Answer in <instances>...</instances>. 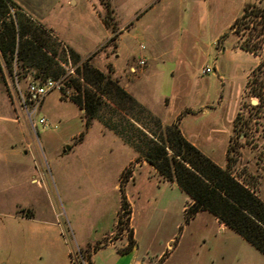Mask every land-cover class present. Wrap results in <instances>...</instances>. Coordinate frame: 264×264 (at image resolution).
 Instances as JSON below:
<instances>
[{
	"label": "rangeland",
	"instance_id": "obj_1",
	"mask_svg": "<svg viewBox=\"0 0 264 264\" xmlns=\"http://www.w3.org/2000/svg\"><path fill=\"white\" fill-rule=\"evenodd\" d=\"M93 1L76 0L70 6L67 0H22L30 12L66 20L80 62L108 73L162 125L177 122L184 138L215 165L226 167L230 146L233 178L264 200V34L259 35V19H245L229 31L231 16L244 7L239 0H160L145 12L140 3L116 0V18L131 22L122 35L123 54L116 51L118 33L111 32L113 11L100 0L112 12L113 22L105 27L113 40L90 52L106 37L88 9ZM248 3L264 7V0ZM146 22L159 40L153 45L142 32ZM140 56L146 58L143 67L136 65ZM57 62L66 61L59 57ZM205 66L212 72L201 74ZM24 76L15 63L10 73L0 60V156L14 155L23 164L19 170L41 175L45 187L7 190L15 174L0 163V213L21 202L37 226L30 257H17L12 245L7 259L0 247V264H264L262 255L208 212L186 221L191 201L175 183L160 179L96 121L86 128L82 111L58 92L42 98L37 116L47 127L33 130L11 99L14 82L25 90ZM69 77L62 75L61 83ZM124 171L129 177L120 182ZM122 202L128 219L117 213ZM130 228L134 249L119 255Z\"/></svg>",
	"mask_w": 264,
	"mask_h": 264
},
{
	"label": "trees",
	"instance_id": "obj_2",
	"mask_svg": "<svg viewBox=\"0 0 264 264\" xmlns=\"http://www.w3.org/2000/svg\"><path fill=\"white\" fill-rule=\"evenodd\" d=\"M104 5L103 23L109 26V21L113 22L109 17L112 12ZM248 18L259 19V35H263L264 7L256 9L250 3L242 8L240 16L229 26V31H235V26L244 24ZM111 32H114L112 28ZM51 35L49 29L34 21L12 0H0V60L10 73L15 63L24 75L29 70L34 73L33 78L56 80L65 74L57 62L59 57L63 61L68 59L72 66L77 65L74 76L65 79L62 84L64 90L72 91L69 102L82 111L85 127L96 121L137 153L160 179L174 182L191 201L185 212L186 221L199 212H208L218 224L232 230L264 257V200L254 196L252 191L233 178L229 170L230 146L226 149V167L215 165L184 138L177 122L162 125L159 117L122 90L108 73L89 66L85 60L80 62L78 53ZM112 40L113 36L109 38V41ZM238 48L250 52L244 45ZM250 91L254 97H260L254 88ZM238 120V117L233 119L235 127ZM126 173H121L120 182L127 180L129 176ZM126 205L122 202L120 213H117L128 219ZM131 230H127V246L118 250L120 255L134 248Z\"/></svg>",
	"mask_w": 264,
	"mask_h": 264
},
{
	"label": "crops",
	"instance_id": "obj_3",
	"mask_svg": "<svg viewBox=\"0 0 264 264\" xmlns=\"http://www.w3.org/2000/svg\"><path fill=\"white\" fill-rule=\"evenodd\" d=\"M105 1L109 5L110 9L113 11V15L115 18V21L113 22V24L115 26L114 31L118 33V39L116 41L117 42L116 43V51H117V53H123L124 52L122 50L123 46L121 44L122 35H123V32H127V29L131 25V22H129L130 20L121 22L118 18H116V16H115L116 15L115 9H117V7H116L117 1L116 0H105ZM158 1H160V0H129L128 4L133 5L135 3H140L138 7L140 8V10H143V12H145L146 10H149L150 8L154 7ZM239 1L243 2L244 6H245L248 2H250L252 0H244V1L239 0ZM12 2L14 4H16L23 12L28 14L32 19H34V21L43 25L45 28L49 29V31L55 37H57L59 39V41H61L65 45H67L68 48L72 49L75 52L77 51L76 50L77 48L72 44V37H69L67 35L68 26H67L66 20L62 21L60 19L50 18L48 15L45 16V15L40 14V13L30 12V9L27 8V6L25 5V3L22 2V0H12ZM66 3L70 6H72L77 2H76V0H67ZM138 7H135V8H138ZM60 8H62V6H60ZM127 8H129V6ZM88 9H89L91 14H94V16L100 20V26L102 29H104L105 34H106V37L103 39V41L101 43H99L98 45H96L94 47V49H91V51H90V52H95L99 48V46H101V44H103L104 42L109 40L110 31L105 27V24L103 23L104 22L103 16L105 13L104 4L101 3L100 0H94L91 3H88ZM241 11H242V9H241ZM240 14L239 15L235 14V15L231 16V18L229 20V24L227 25L228 28L233 23V21L240 16ZM137 18H139V17H137ZM143 24L144 25H143L142 32H143V34H145L146 37H148L149 44L153 45V44L157 43L159 40L157 39V37H155L154 31L152 30V28H153L152 25L148 24V22L143 23ZM224 34H226V33H223L222 35H224ZM222 35L218 36V39H217L218 43H219V39L221 38ZM82 57H85V56H82ZM128 69H130V67ZM147 71H148V69L146 66V69L144 70L142 75H144ZM163 106L167 107V105L164 104V99H163ZM0 163L3 165L4 168L11 166L10 171H11V173L13 171V173L15 174L14 175L15 177L12 175V177H14V179L12 181V184H10L7 187V190H18V189H23V188L39 189V188L45 187V183L43 182V178L41 175L37 177L34 175V173H32L33 171H30V173L26 175V174L22 173V170L24 171V168L21 171L19 170L18 167L23 166V164L20 163V160L18 158H15L14 155H12V156H8V155L0 156ZM17 171L19 172V174ZM24 208L25 207L22 206L21 202L15 201V203L12 204L10 211L0 213V247L6 249V251L8 252V255L6 257L3 256L7 259L10 256V248H11L10 246H12V245H13L12 246V253L19 258H21L23 256L25 259H27L32 254V250H31L30 246H32V242L35 239V230H36L37 226L34 225V218L32 217V214H29L28 211H27L28 214L25 213ZM14 226H16L15 227L16 229H14L13 232L10 231L9 229L11 227H14ZM16 244H17V246H16ZM133 249H131L129 252H131ZM2 259H4V258H2Z\"/></svg>",
	"mask_w": 264,
	"mask_h": 264
},
{
	"label": "built area",
	"instance_id": "obj_4",
	"mask_svg": "<svg viewBox=\"0 0 264 264\" xmlns=\"http://www.w3.org/2000/svg\"><path fill=\"white\" fill-rule=\"evenodd\" d=\"M138 47L143 50L142 45H139ZM145 62L146 58L140 56L138 61H136V65L143 67ZM60 66L64 69L67 76H74V68L71 66L68 59H66L65 63H60ZM129 70L134 71V67H130ZM211 72L212 69L208 66L201 69V74L203 75ZM23 78L26 79L25 90L22 92L18 87L17 82H14L11 99L19 113L24 115L27 123L33 130H35L37 126L47 127L45 118L37 116L42 98L50 92L56 91L61 97L69 101L71 94L66 89L64 90L61 78L56 80L47 78L43 80H35V78H31L29 74H26Z\"/></svg>",
	"mask_w": 264,
	"mask_h": 264
}]
</instances>
